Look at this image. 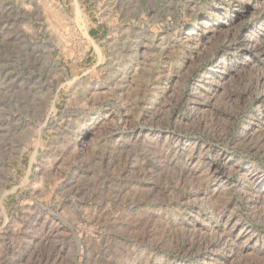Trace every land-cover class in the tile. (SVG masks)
<instances>
[{
	"label": "rangeland",
	"instance_id": "rangeland-1",
	"mask_svg": "<svg viewBox=\"0 0 264 264\" xmlns=\"http://www.w3.org/2000/svg\"><path fill=\"white\" fill-rule=\"evenodd\" d=\"M3 191L0 264H264V0H0Z\"/></svg>",
	"mask_w": 264,
	"mask_h": 264
},
{
	"label": "bare ground",
	"instance_id": "bare-ground-1",
	"mask_svg": "<svg viewBox=\"0 0 264 264\" xmlns=\"http://www.w3.org/2000/svg\"><path fill=\"white\" fill-rule=\"evenodd\" d=\"M79 15H80V13H78ZM8 193L7 192H4L3 191V193H2V198H0V205L2 204V200H3V198L7 195Z\"/></svg>",
	"mask_w": 264,
	"mask_h": 264
}]
</instances>
